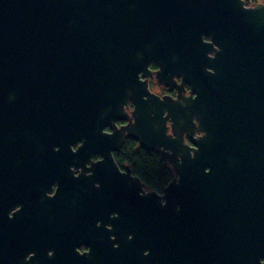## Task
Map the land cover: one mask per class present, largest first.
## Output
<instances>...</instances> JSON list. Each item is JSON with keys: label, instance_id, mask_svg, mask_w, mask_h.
Instances as JSON below:
<instances>
[{"label": "water", "instance_id": "obj_1", "mask_svg": "<svg viewBox=\"0 0 264 264\" xmlns=\"http://www.w3.org/2000/svg\"><path fill=\"white\" fill-rule=\"evenodd\" d=\"M151 62L176 98L148 90ZM125 138L174 172L161 193L129 169L122 200L110 181L70 191L68 165L100 151L114 169ZM13 202L22 222L62 225L45 235L54 245L72 242L81 212L117 208L127 242L156 246L158 264H264V2L0 0V234ZM17 237L34 247L41 235Z\"/></svg>", "mask_w": 264, "mask_h": 264}, {"label": "flooded vegetation", "instance_id": "obj_2", "mask_svg": "<svg viewBox=\"0 0 264 264\" xmlns=\"http://www.w3.org/2000/svg\"><path fill=\"white\" fill-rule=\"evenodd\" d=\"M245 5L252 6L246 3ZM204 39L207 40L206 37ZM149 68L151 75L147 78L148 90L159 97L170 96L176 98V86L170 89L168 86L160 84L154 73L157 70L156 65L151 62ZM176 81L180 82L179 79H176ZM184 88L185 94L187 95L188 88L187 86ZM132 109V102L129 101L125 107V111L129 116ZM127 124L128 122L123 120L117 121L115 126L120 128ZM167 126V133L171 134L169 122H167ZM106 131L110 132L109 129L105 128L104 132ZM199 134L201 133H196V135ZM184 142L188 144L185 138ZM78 145L77 143L71 146L73 153L76 152ZM121 147L116 150H111L114 165L112 166L114 169L105 166V164L99 165V162L104 159L103 152L100 151L91 152L82 159L84 162H81V164H76L75 162L77 161L75 160L73 164L68 165L63 178L70 181V191L78 194L79 190H85L89 186L87 184L88 182H92V185L98 188L101 186V183L105 185L106 182L110 181L113 198L115 200L126 198L129 191L134 192L136 186H132L130 189L127 188L129 185H127V182L132 183L131 181H133L126 179L128 169L131 173V179L139 177L133 174L130 166L127 164V160L120 156L122 152ZM55 150H58V148H55ZM136 151H138V148ZM82 178L87 179L83 182ZM139 180L142 184L141 190L143 193L154 191L140 178ZM59 183L60 180L51 182L49 189L45 192L46 197L51 198L56 194ZM133 183L136 182L134 181ZM44 186L45 184L42 183V190ZM135 194L139 195V190ZM23 208H25V205H22L20 202H13L10 204L8 212L3 216L2 220L5 226L1 228L0 234V264H63L64 261L68 260H70V264H158V249L156 246L149 248L147 242L138 237L137 241L127 242L132 237L131 232H129L128 219L123 218L122 214L120 215V210L117 208L103 216H97L93 213L84 214L81 212L77 219L76 229L72 234V242L67 241L62 245H54L52 240H47L45 236L57 234L58 230H62V225H59L56 219L46 216L45 213H38L25 216L24 222H22L18 216ZM16 226H21L22 229L20 230L23 232H19ZM133 227L131 225L130 229H133ZM97 231L104 239V242L100 241L99 244H96L94 239ZM18 234H36L41 235V237L34 247H30L27 239L18 238ZM3 247L9 249L8 253L3 252L5 250ZM171 264L176 263L171 260Z\"/></svg>", "mask_w": 264, "mask_h": 264}, {"label": "trees", "instance_id": "obj_3", "mask_svg": "<svg viewBox=\"0 0 264 264\" xmlns=\"http://www.w3.org/2000/svg\"><path fill=\"white\" fill-rule=\"evenodd\" d=\"M254 5L264 0H244ZM138 148V151L135 150ZM122 158L127 160L133 174L138 176L150 189L160 192L173 178V171L156 151L141 149L135 140L126 138L121 147Z\"/></svg>", "mask_w": 264, "mask_h": 264}, {"label": "clouds", "instance_id": "obj_4", "mask_svg": "<svg viewBox=\"0 0 264 264\" xmlns=\"http://www.w3.org/2000/svg\"><path fill=\"white\" fill-rule=\"evenodd\" d=\"M204 135H205V133H204ZM205 172H209V171H205ZM163 203V202H162ZM131 238V237H130Z\"/></svg>", "mask_w": 264, "mask_h": 264}, {"label": "bare ground", "instance_id": "obj_5", "mask_svg": "<svg viewBox=\"0 0 264 264\" xmlns=\"http://www.w3.org/2000/svg\"><path fill=\"white\" fill-rule=\"evenodd\" d=\"M200 135V134H199Z\"/></svg>", "mask_w": 264, "mask_h": 264}]
</instances>
